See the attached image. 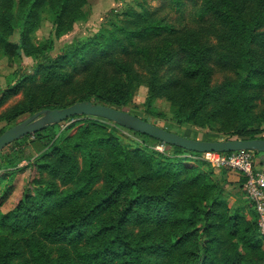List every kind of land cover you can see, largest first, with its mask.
<instances>
[{
    "label": "trees",
    "instance_id": "16d2710c",
    "mask_svg": "<svg viewBox=\"0 0 264 264\" xmlns=\"http://www.w3.org/2000/svg\"><path fill=\"white\" fill-rule=\"evenodd\" d=\"M84 1L19 0L20 51L28 47V31L36 23L29 21L37 16L38 3L49 6L57 29L68 30L81 19L78 10ZM8 2L0 0V18L10 27ZM200 14L210 17L217 44L208 49L192 31L182 33L179 39L184 43L178 45L185 64L179 75L164 82L158 78L159 69L176 52L158 50L151 55L148 47L138 48L145 61L142 67L151 65L148 71L145 67V81L127 58L132 39L156 30L152 25L123 29L125 44L116 35L99 34L87 44L73 42L60 52L61 62L45 61L37 49L27 50L43 67L30 80L38 96L49 97L39 109L63 108L81 100L118 108L144 83L149 100L164 93L179 124L218 129L226 135L220 139H233L235 129L237 138H264L258 130L264 124V97L251 106L248 92L264 91V61L258 63L253 53L254 43L264 39V0H204ZM210 57L227 73L217 82L208 66ZM68 65L71 70L66 69ZM62 83L77 85L82 92L58 107L48 100ZM8 91L0 89V105ZM251 125L255 128L249 130ZM115 127L152 144L162 143ZM42 132L34 134L40 137ZM16 141L5 147L9 149L5 156ZM97 145L100 150L94 148ZM169 147L171 155L147 146H118L106 138L89 142L82 130L72 144L62 142L29 159L20 170L33 168L38 177L24 187L12 209L0 212V264H257L245 251L254 252L259 246L258 224L247 220L240 207L231 213L226 179L217 181L203 161H183L186 153H199ZM23 160L13 155L7 161L16 167ZM10 189L6 184L0 191V208Z\"/></svg>",
    "mask_w": 264,
    "mask_h": 264
},
{
    "label": "rangeland",
    "instance_id": "374dc122",
    "mask_svg": "<svg viewBox=\"0 0 264 264\" xmlns=\"http://www.w3.org/2000/svg\"><path fill=\"white\" fill-rule=\"evenodd\" d=\"M4 1H9L5 4V7L11 26L4 25L3 19L0 18V89L9 88L0 105V134L8 127L40 110L39 107L49 98L48 96H38L31 88L30 80L43 67L37 63L34 56L28 55L27 50L37 49L41 52L39 57L45 61L57 60L61 62L63 58L60 57V52L65 46L73 42H85L87 44L96 34H99V36L103 35L105 38L116 35L125 44L127 41L124 39L123 29H138L142 26L152 25L156 30H148L142 39H132L134 45H129L131 53L127 58L134 65V68L141 73L145 81L147 76L145 67L148 71L151 65L144 64L142 67V62L145 61L139 55L138 48L148 47L151 55L158 50H162V53L170 50L176 52L170 63L159 69L158 78L161 80L160 82H164L170 76L179 75L181 67L185 64L178 45L184 43L179 39L181 36L192 31L203 47L209 49L217 44L216 39L212 36L217 33L213 31L210 17L200 14L204 0H85L78 10V16L81 19L74 21L68 30L66 27L57 29L49 6L46 3L44 5L38 3L34 8L37 16H32L29 21V23H36L28 31V47L20 51L22 50L20 49V27L23 19L20 17L19 0ZM251 4L252 2L247 5L249 10L252 9ZM171 32L177 33L171 35ZM182 33L183 35H181ZM262 37L264 38V36ZM254 44L253 53L257 62L261 63L264 61V39ZM18 52L21 53L20 56ZM206 53L210 55L208 52ZM114 54L118 56L117 51ZM210 58L208 66L213 69L212 77L217 82L224 78L227 73L216 66L217 62L213 57ZM66 69L71 70V67L68 65ZM81 92L77 85L69 86L62 83L48 101L53 102L58 107H63L68 101L77 99ZM248 92L250 93L251 106L259 104L262 97H264L262 89ZM156 94L149 100L148 87L143 83L135 89L128 102L117 107L185 137L215 140L226 136L223 131L215 128L211 129L207 126L202 127L186 122L179 124L176 119L177 115L171 112L169 102L163 97L164 93ZM52 126L48 132L40 131L42 132L40 137H36L34 133H31L18 139L9 156L4 155L9 151L8 147L2 149L3 151L1 150L0 191L4 189L6 184L10 185L11 189L0 208V212L4 213L12 209L19 200L24 187L29 185L34 176L38 177L33 168L27 167L21 171V167L25 166L29 159L32 160L40 153L54 148L57 144H62V142L63 144H72L77 140L82 130H84L86 139L89 142L98 138H106L111 144L114 143L127 148L134 149L147 146L149 149L167 155H171L173 152L169 146L164 145L165 143L152 144L139 135L121 130L115 127L114 123L98 117L74 116ZM113 126L116 129L112 128ZM254 128L255 125L249 126V130ZM258 130L264 133V124ZM234 132L235 134L231 138H237L236 134L239 131L235 129ZM94 148L100 150L101 146L97 145ZM13 155L24 158L16 167H11L7 161ZM184 158L186 159L183 161L188 164L203 161L211 169L217 181L226 179V181H223L224 191L231 213L234 209L240 207L241 214L247 220H255L257 225L256 211L245 194L243 180L239 173L228 168L213 167L208 162L206 155H201V159H192L185 156ZM79 159L81 158L79 157ZM226 171L238 174V180L234 183L228 182ZM257 244L259 246L256 251L246 250L245 255L257 264H264V237L259 231Z\"/></svg>",
    "mask_w": 264,
    "mask_h": 264
},
{
    "label": "water",
    "instance_id": "95a60500",
    "mask_svg": "<svg viewBox=\"0 0 264 264\" xmlns=\"http://www.w3.org/2000/svg\"><path fill=\"white\" fill-rule=\"evenodd\" d=\"M74 116H93L105 119L120 127L150 136L169 146L189 152L209 153L253 150L264 153V138L195 139L167 130L128 111L112 106L93 103L89 100L76 101L63 108L41 109L24 120L8 127L0 134V151L10 143L31 133L39 132L50 125L58 124Z\"/></svg>",
    "mask_w": 264,
    "mask_h": 264
},
{
    "label": "built area",
    "instance_id": "2783aa9c",
    "mask_svg": "<svg viewBox=\"0 0 264 264\" xmlns=\"http://www.w3.org/2000/svg\"><path fill=\"white\" fill-rule=\"evenodd\" d=\"M201 155H206L208 162L215 168H228L239 173L245 194L256 211L259 233L264 237V159L259 161L253 150L188 153L184 156L201 159Z\"/></svg>",
    "mask_w": 264,
    "mask_h": 264
},
{
    "label": "crops",
    "instance_id": "0c3cea01",
    "mask_svg": "<svg viewBox=\"0 0 264 264\" xmlns=\"http://www.w3.org/2000/svg\"><path fill=\"white\" fill-rule=\"evenodd\" d=\"M257 159L259 161H262L264 159V153L258 154ZM225 173L227 174L226 177L228 182L234 183L238 180V174H234L232 171H226Z\"/></svg>",
    "mask_w": 264,
    "mask_h": 264
}]
</instances>
